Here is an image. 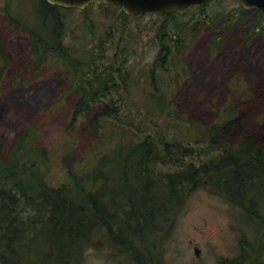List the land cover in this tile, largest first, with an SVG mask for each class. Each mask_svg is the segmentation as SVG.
Wrapping results in <instances>:
<instances>
[{"label":"rangeland","instance_id":"obj_1","mask_svg":"<svg viewBox=\"0 0 264 264\" xmlns=\"http://www.w3.org/2000/svg\"><path fill=\"white\" fill-rule=\"evenodd\" d=\"M38 5V0H0V47L8 56L0 84V139L31 125L36 144L46 152L41 167L49 184L56 186L65 181L68 167H88L91 156L102 153L110 130L115 127L122 129L123 138L127 139L129 135L148 132L173 137L193 149L192 155L181 160L194 165L209 157L203 154L207 142L199 135L207 125L239 119L241 131L232 128L224 136L230 143L237 141V135L256 131L264 111V37L245 40L238 36L236 28H225L220 40L211 46L213 30L202 20L195 24L199 20L198 9H187L175 19L180 22L178 31L184 36L185 45L174 53L173 62L170 60L163 70L154 73L153 80L161 94V101L154 104L148 93V67L158 49L157 28L166 20L152 12L122 18L118 15L119 7L95 3L88 4L85 17L77 9L66 12L64 43L75 56L85 55L91 39L99 43L89 68L101 76L111 75L117 89H111L87 116L69 124L76 94L67 90L64 65L45 55L41 66L34 69L26 35L8 21L11 18L23 25H38ZM237 6L236 0H210L204 5V13L214 17ZM247 10L245 13L249 14ZM237 13L234 11L233 17ZM171 27L172 23L166 24L169 33L173 31ZM103 104L115 110V118L104 120L93 133L89 120ZM221 137L218 132L216 141ZM123 157L121 150L114 160L120 163ZM112 176L113 171L109 170L104 180ZM252 225L255 223L242 215L238 207L199 187L186 196L175 216L164 244L163 264H220L222 260L236 258L241 238L249 244L258 240ZM99 245L98 250L86 248L79 264L125 263L104 240ZM193 247L198 248L197 255ZM33 250L40 249L35 246ZM261 251L259 259L250 254L243 264L264 263V236Z\"/></svg>","mask_w":264,"mask_h":264},{"label":"trees","instance_id":"obj_2","mask_svg":"<svg viewBox=\"0 0 264 264\" xmlns=\"http://www.w3.org/2000/svg\"><path fill=\"white\" fill-rule=\"evenodd\" d=\"M38 3V25L33 22L30 26L23 25L11 18L8 21L26 35L34 69L41 66L45 55L61 60L67 90L76 94L69 114V124H73L87 116L92 107L117 86L111 75L101 76L89 68L92 57L99 51V43L91 39L84 56H75L64 43L66 12L75 8H62L45 0H38ZM87 6L77 9L84 17ZM192 8L199 12L195 24L202 20L213 30L209 40L211 46L220 40L225 28H236L238 36L245 40L264 37V15L256 9H248L249 14H246V9L239 5L209 17L204 13V6ZM234 11L238 13L233 17ZM118 15L128 16L121 10ZM181 15H161L166 22L157 28L158 49L148 67L151 87L148 93L153 103L161 101L153 80L155 71L163 70L170 60L173 62L175 54L185 45L184 36L178 31L180 22H175ZM168 23H172L171 33L165 28ZM195 24L190 26L191 34ZM6 60L8 56L0 47V61L3 62L0 84ZM114 118L115 110L103 104L90 118L89 128L96 133L104 120ZM232 128L241 131L239 119L207 125L199 135L207 142L203 154L209 157L194 165L192 161L181 160L192 155L193 149L173 137L168 139L148 132L129 135L127 139L123 138L122 129L115 127L110 130L102 153L93 154L92 163L84 169L68 167L66 180L56 186L48 183L41 167L47 156L36 144L31 125L26 124L11 136L1 138L0 264H35L33 260L38 264H79L83 251L88 247L98 250L103 240L124 264H163V248L175 216L186 196L199 187H205L211 194L238 207L242 215L255 223L252 228L258 240L249 244L241 238L239 255L222 260L220 264H243L250 254L259 259L264 236V201L261 202L264 111L256 131L237 135L235 143L224 139ZM218 132L222 137L216 141ZM121 150L124 157L119 163L114 158ZM109 170L113 171V178L105 181ZM104 182L110 185L106 187ZM35 246L40 250L34 252Z\"/></svg>","mask_w":264,"mask_h":264},{"label":"water","instance_id":"obj_3","mask_svg":"<svg viewBox=\"0 0 264 264\" xmlns=\"http://www.w3.org/2000/svg\"><path fill=\"white\" fill-rule=\"evenodd\" d=\"M49 4L57 5L62 8L82 9L89 3L110 4L120 8L128 15L144 14L148 12L158 15L175 13L183 14L192 7L204 6L210 0H45ZM244 9H256L264 15V0H236ZM197 247H193V253L197 255Z\"/></svg>","mask_w":264,"mask_h":264}]
</instances>
